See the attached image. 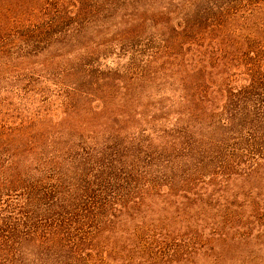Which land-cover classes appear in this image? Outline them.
I'll return each mask as SVG.
<instances>
[{"label": "trees", "instance_id": "trees-1", "mask_svg": "<svg viewBox=\"0 0 264 264\" xmlns=\"http://www.w3.org/2000/svg\"><path fill=\"white\" fill-rule=\"evenodd\" d=\"M90 28L116 31L125 41L167 33L161 41L182 61L195 54V78L183 80L190 86L189 121H209L224 133L181 129L194 165L167 176L166 156L129 161L120 144L97 151L83 137L64 155L48 154L33 118L0 124V264H172L215 241L229 242L226 230L231 240L254 236L256 220L226 209L206 239L199 229L194 238H169L160 224L146 221L143 208L151 197L195 201L203 190L214 199L232 181L259 172L264 0H0V83L17 73L19 62L59 50L68 36ZM240 78L247 86L232 88ZM197 137L205 144L193 150ZM258 218L263 226L264 216Z\"/></svg>", "mask_w": 264, "mask_h": 264}, {"label": "rangeland", "instance_id": "rangeland-1", "mask_svg": "<svg viewBox=\"0 0 264 264\" xmlns=\"http://www.w3.org/2000/svg\"><path fill=\"white\" fill-rule=\"evenodd\" d=\"M117 33L106 28L86 29L68 36L59 50L52 48L19 62L17 73L0 83V124L17 126L33 118L39 146L44 145L48 154L63 150L64 155L83 137L97 151L120 144L129 153V161L151 154L166 156L171 159L165 165L167 176H180L194 165L190 150H184L181 129L189 127L188 135L199 129L205 136L224 133L209 121L201 126L189 121L190 86L183 80H194L191 66L200 58L189 53L182 61L177 55L180 52L161 41L167 33L135 41H125ZM241 79L232 88L246 87ZM197 140L193 150L205 144L200 137ZM194 155L201 158L197 152ZM201 192L202 197L195 201L175 196L147 199L143 208L146 221L160 224L169 238H194L199 229L206 239L213 223H220L229 209L243 221L256 220L254 236L231 240L233 231L226 230L229 242L215 241L214 248L172 264H264V225L258 218L264 216V163L257 174L238 178L222 193L220 190L219 197L208 199L211 193Z\"/></svg>", "mask_w": 264, "mask_h": 264}]
</instances>
